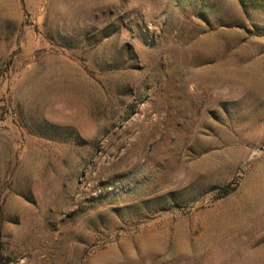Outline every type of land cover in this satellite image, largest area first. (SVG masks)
<instances>
[{"label":"rangeland","instance_id":"obj_1","mask_svg":"<svg viewBox=\"0 0 264 264\" xmlns=\"http://www.w3.org/2000/svg\"><path fill=\"white\" fill-rule=\"evenodd\" d=\"M0 264H264V0H0Z\"/></svg>","mask_w":264,"mask_h":264}]
</instances>
